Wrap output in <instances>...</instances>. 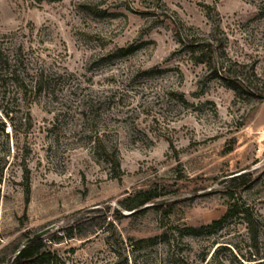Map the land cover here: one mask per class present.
Segmentation results:
<instances>
[{"label": "rangeland", "instance_id": "1", "mask_svg": "<svg viewBox=\"0 0 264 264\" xmlns=\"http://www.w3.org/2000/svg\"><path fill=\"white\" fill-rule=\"evenodd\" d=\"M0 47L50 71L30 98L0 66V264L52 225L48 264H234L225 250L211 262L221 244L247 255L239 217L212 235L185 227L220 217L224 179L249 172L239 199L264 231V0H0ZM144 190L166 192L123 209ZM84 221L92 234L66 237Z\"/></svg>", "mask_w": 264, "mask_h": 264}, {"label": "trees", "instance_id": "2", "mask_svg": "<svg viewBox=\"0 0 264 264\" xmlns=\"http://www.w3.org/2000/svg\"><path fill=\"white\" fill-rule=\"evenodd\" d=\"M189 46V45H188ZM192 46V45H190ZM123 50V49H122ZM193 53L196 54L195 60L198 63H204L202 59L203 52L193 49ZM30 63H27L23 55L20 52V48H17L9 57L0 47V66L4 67L5 80H7L11 87L14 88L16 96H28L35 98L40 95L44 90H48L50 83L49 70L45 68L44 61L38 60L36 66L29 67ZM205 64L209 67L212 65V72L214 76L222 78L227 81L226 86L234 90L236 93H252L255 86L247 84L242 78L237 75L228 72L223 65H219L210 59L206 60ZM3 82V81H2ZM7 116V113L4 114ZM1 131H4V125L2 124ZM117 165V164H116ZM230 177L225 178V194H226V210L218 218L211 220L209 223L201 224L199 226H186L187 234L193 235H212L219 231L223 225L232 217H239L248 232L249 249L247 255H242L236 245H217L211 253V262H218V254L220 251L225 250L228 252L229 260L234 264H264V231L259 232L256 227V217L253 212V208L245 203L240 202L244 188H249L252 181L250 179L249 172H241L239 174H230ZM250 181L248 185H245L246 181ZM242 186L241 189L236 188ZM166 191L156 192L151 190L139 191L135 195L125 198L124 204L121 206L123 209L136 212L135 210L145 206L146 204L153 202ZM145 209V208H144ZM142 209V210H144ZM171 212V211H168ZM85 221L75 225V229L69 227L66 229L67 238H79L85 237L93 233V227L87 229L83 227ZM93 226V225H91ZM75 230V231H74ZM28 238V237H26ZM25 238V239H26ZM24 239V240H25ZM10 242L7 247L10 248V257L6 264H48L53 258L54 254L48 249L44 238H39L21 246L22 242ZM213 244H218L214 242ZM206 253L202 252L200 256V263L205 262Z\"/></svg>", "mask_w": 264, "mask_h": 264}, {"label": "water", "instance_id": "3", "mask_svg": "<svg viewBox=\"0 0 264 264\" xmlns=\"http://www.w3.org/2000/svg\"><path fill=\"white\" fill-rule=\"evenodd\" d=\"M54 227H55V226L52 225V226H50V227H47V228H45V229H43V230H40V231L34 233V234L31 235L30 237L26 238V239L22 242L21 246H24V245H26L27 243H29V242H31V241H33V240H36V239L42 238L43 236L47 235V234H48V233H49Z\"/></svg>", "mask_w": 264, "mask_h": 264}]
</instances>
